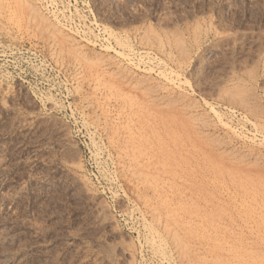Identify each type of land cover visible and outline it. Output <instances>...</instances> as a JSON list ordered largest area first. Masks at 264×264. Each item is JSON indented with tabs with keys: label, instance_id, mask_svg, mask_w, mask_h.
Wrapping results in <instances>:
<instances>
[{
	"label": "rangeland",
	"instance_id": "rangeland-1",
	"mask_svg": "<svg viewBox=\"0 0 264 264\" xmlns=\"http://www.w3.org/2000/svg\"><path fill=\"white\" fill-rule=\"evenodd\" d=\"M0 264H264V0H0Z\"/></svg>",
	"mask_w": 264,
	"mask_h": 264
},
{
	"label": "bare ground",
	"instance_id": "bare-ground-1",
	"mask_svg": "<svg viewBox=\"0 0 264 264\" xmlns=\"http://www.w3.org/2000/svg\"><path fill=\"white\" fill-rule=\"evenodd\" d=\"M29 6V5H28ZM33 7V6H32ZM34 9V8H33ZM33 11V10H32ZM35 13V12H34ZM222 240V239H221ZM240 257V256H239Z\"/></svg>",
	"mask_w": 264,
	"mask_h": 264
}]
</instances>
